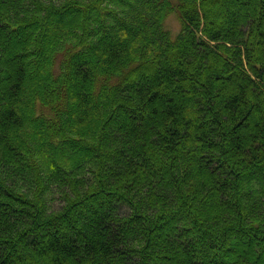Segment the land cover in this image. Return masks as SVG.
Returning a JSON list of instances; mask_svg holds the SVG:
<instances>
[{
	"label": "trees",
	"instance_id": "1",
	"mask_svg": "<svg viewBox=\"0 0 264 264\" xmlns=\"http://www.w3.org/2000/svg\"><path fill=\"white\" fill-rule=\"evenodd\" d=\"M222 1L0 0V264H264V0Z\"/></svg>",
	"mask_w": 264,
	"mask_h": 264
},
{
	"label": "rangeland",
	"instance_id": "2",
	"mask_svg": "<svg viewBox=\"0 0 264 264\" xmlns=\"http://www.w3.org/2000/svg\"><path fill=\"white\" fill-rule=\"evenodd\" d=\"M237 2H238V4L243 5V8L245 9V11L247 13L249 11H251V6H250L249 2H247L245 0L244 1H237ZM228 5H229L228 4V0H223L221 2V4H219V6L216 8V10L214 11V13L211 14V18L213 20H216L217 22H222L223 19H224V15H225V18H229L230 17V14L232 13V11L228 9ZM224 12H226L228 15L226 13H224ZM166 26L168 28H170L175 33H177L180 30V23H179V21H178V19H177V17H176L175 14H171L167 18V20H166ZM55 30H56V27H53L52 29H50L48 31L47 34H52ZM17 34H19V33H17ZM11 52H12L11 47H7L6 54L4 55V59L5 60H8L9 61V57L11 55ZM138 80H139V82H142L143 81L141 78H139ZM130 116L131 117H135V114L134 113H131ZM248 128H249V126L248 127L246 126L245 129L249 132ZM2 210H4V209L3 208H0V212ZM64 228H65L66 233L68 234V232H70V231L68 230V228H66V226H64ZM47 230L48 229H45L44 231H47ZM243 237H244L245 240H248L250 236L249 235H244ZM197 253L200 254V252H197ZM215 260H216V258H215ZM39 264H42V262L40 261Z\"/></svg>",
	"mask_w": 264,
	"mask_h": 264
}]
</instances>
